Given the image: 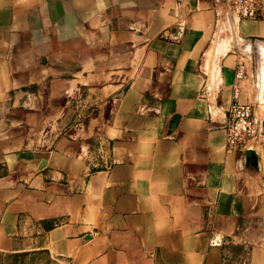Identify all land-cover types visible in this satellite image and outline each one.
I'll list each match as a JSON object with an SVG mask.
<instances>
[{"label":"crops","instance_id":"obj_1","mask_svg":"<svg viewBox=\"0 0 264 264\" xmlns=\"http://www.w3.org/2000/svg\"><path fill=\"white\" fill-rule=\"evenodd\" d=\"M263 49L225 0H0V264H264Z\"/></svg>","mask_w":264,"mask_h":264},{"label":"built area","instance_id":"obj_2","mask_svg":"<svg viewBox=\"0 0 264 264\" xmlns=\"http://www.w3.org/2000/svg\"><path fill=\"white\" fill-rule=\"evenodd\" d=\"M226 9L231 15L250 20L264 19V2L262 0H225ZM181 29V25H178ZM243 65H239L235 84L232 86L231 102L224 116L225 149L236 152L246 146L255 137V118L252 105L239 99V82L245 77ZM223 236L213 235L209 241L211 247L223 244Z\"/></svg>","mask_w":264,"mask_h":264},{"label":"rangeland","instance_id":"obj_3","mask_svg":"<svg viewBox=\"0 0 264 264\" xmlns=\"http://www.w3.org/2000/svg\"><path fill=\"white\" fill-rule=\"evenodd\" d=\"M236 17V16H235ZM237 18V17H236ZM225 23H223V24H225V26L227 25L228 27H231V25L234 23L235 24V22H234V20L230 17L229 19H228V21H224ZM219 23H220V20H217V27H215V35L216 36H214L213 37V39L211 40V48H210V57L212 58V55H213V53L214 52H216L217 51V45L219 44V35H220V33H219V29L220 28H218L219 27ZM218 30V32L216 33V31ZM232 33H231V31H229L228 33H225V34H223V39H224V41H227L228 40V45H230L231 46V42H232V40H233V37H232V35H231ZM227 39V40H226ZM226 44V45H227ZM228 49V48H227ZM264 50V49H263ZM264 54V53H263ZM261 74H262V77H263V79H264V65L262 66V70H261ZM263 85H264V80H263ZM51 104V105H50ZM60 104H61V100L60 99H56V100H54V102L53 101H51V103H48V105H46V108L47 109H49V108H55V107H59L60 106ZM45 115H48V114H50V112H45L44 113ZM52 116H56V115H52ZM54 119V118H53ZM8 124V127H6L5 128V131L4 132H8V131H10V130H15V129H17V130H19L18 128H13V127H11V126H9V123H7ZM23 126V125H22ZM22 128H24V129H21L20 131V133L19 134H21V135H31L32 134V136L33 135H36V136H38V134H40V133H42V132H44L45 130H47V131H50L51 132V134H52V137H55L57 134H59V132L61 131V129L59 128V127H57V126H55V127H53V128H47V127H42L41 129H38V128H35V129H33V128H28L26 125H24V127H22Z\"/></svg>","mask_w":264,"mask_h":264},{"label":"water","instance_id":"obj_4","mask_svg":"<svg viewBox=\"0 0 264 264\" xmlns=\"http://www.w3.org/2000/svg\"><path fill=\"white\" fill-rule=\"evenodd\" d=\"M176 122V118L173 120V125L175 124ZM251 154V152L248 153V156Z\"/></svg>","mask_w":264,"mask_h":264}]
</instances>
